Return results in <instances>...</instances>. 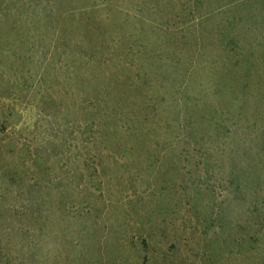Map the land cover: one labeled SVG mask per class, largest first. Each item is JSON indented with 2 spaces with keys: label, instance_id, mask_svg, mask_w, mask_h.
<instances>
[{
  "label": "rangeland",
  "instance_id": "obj_1",
  "mask_svg": "<svg viewBox=\"0 0 264 264\" xmlns=\"http://www.w3.org/2000/svg\"><path fill=\"white\" fill-rule=\"evenodd\" d=\"M0 264H264V0H0Z\"/></svg>",
  "mask_w": 264,
  "mask_h": 264
}]
</instances>
